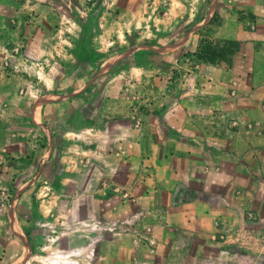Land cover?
Instances as JSON below:
<instances>
[{
  "label": "rangeland",
  "instance_id": "1",
  "mask_svg": "<svg viewBox=\"0 0 264 264\" xmlns=\"http://www.w3.org/2000/svg\"><path fill=\"white\" fill-rule=\"evenodd\" d=\"M245 36L264 0H0V264H144L147 213L100 169L90 191L89 157L120 151L117 124L200 109V62L243 64Z\"/></svg>",
  "mask_w": 264,
  "mask_h": 264
},
{
  "label": "crops",
  "instance_id": "2",
  "mask_svg": "<svg viewBox=\"0 0 264 264\" xmlns=\"http://www.w3.org/2000/svg\"><path fill=\"white\" fill-rule=\"evenodd\" d=\"M244 43L237 67L200 62V109L169 104L147 122L117 124L127 129L120 151L89 157L90 191L100 169L102 185L147 213L141 263L264 264V40ZM10 80L0 72L1 97Z\"/></svg>",
  "mask_w": 264,
  "mask_h": 264
},
{
  "label": "built area",
  "instance_id": "3",
  "mask_svg": "<svg viewBox=\"0 0 264 264\" xmlns=\"http://www.w3.org/2000/svg\"><path fill=\"white\" fill-rule=\"evenodd\" d=\"M230 124H231V126H235V122H234L233 120H231ZM246 216H247L248 218H253V215H252V213H251L250 211H248V212L246 213Z\"/></svg>",
  "mask_w": 264,
  "mask_h": 264
},
{
  "label": "trees",
  "instance_id": "4",
  "mask_svg": "<svg viewBox=\"0 0 264 264\" xmlns=\"http://www.w3.org/2000/svg\"><path fill=\"white\" fill-rule=\"evenodd\" d=\"M210 59H207V60H210L211 62H214L213 60H214V58L213 57H209ZM209 61V62H210Z\"/></svg>",
  "mask_w": 264,
  "mask_h": 264
}]
</instances>
